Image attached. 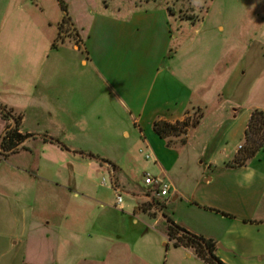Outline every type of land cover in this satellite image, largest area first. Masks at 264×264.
Segmentation results:
<instances>
[{
    "label": "rangeland",
    "instance_id": "rangeland-1",
    "mask_svg": "<svg viewBox=\"0 0 264 264\" xmlns=\"http://www.w3.org/2000/svg\"><path fill=\"white\" fill-rule=\"evenodd\" d=\"M61 1L67 5L68 14L82 25L88 24L89 17L94 13L106 12L123 16L137 4L167 8L177 36V43L173 45V53L177 52V59L176 62L171 60L168 65L175 68L181 82L189 83L193 88L201 83L207 87L203 92L198 91L193 99L194 102H199L200 95L204 94L203 107L192 108L184 120L174 122L176 128L166 139L157 135L164 148L178 154L179 162L172 175L184 178L186 181L183 186L191 188L199 169L205 167L201 161L217 153L218 149L242 148L244 141L238 143V135L232 136L230 132L241 131L246 122L248 125L253 110L264 111V0H203L198 9L193 6L192 0H0V57L7 41L12 39V43L19 47L23 45L25 35L40 36L38 44L50 43L52 48V43L57 38L56 36L54 39L56 22L66 14ZM62 35L64 42L71 40L80 46L83 41L71 17L65 22ZM32 40L33 38H28V42L36 45ZM67 43L65 46L62 43L59 45L60 49L66 51L60 54V60H64L65 64H68V58L80 54L72 49L71 42ZM56 55L58 54L51 55V63L54 65L57 64ZM61 72L51 74L49 82L55 90L61 83ZM7 73L17 79V70L9 69ZM19 82L24 84V81ZM5 83L7 82H4V87ZM197 90L195 88V92ZM83 99L80 109L87 118L84 123L85 132L81 131L72 142L85 144L86 148L94 150L107 148L105 142H112L129 150L133 161L130 164L125 160L120 171L123 181L129 187L142 186L146 172L174 184V181L156 171L153 159L145 158L144 152H152V157L157 155L142 143L140 128L133 124V117L122 102L109 100L110 105L106 111L108 115L101 114L100 119L96 114L106 106L101 102L92 105V97ZM14 100L15 98L11 99ZM51 107L58 111L57 103ZM14 113L19 114L15 110ZM233 113L235 118L230 116ZM58 118L66 120L69 117H56L52 121L49 117H35L32 112L23 128L35 132L47 129L58 133L55 131ZM186 121L187 125L184 124ZM123 125L128 126L130 138L122 133ZM2 127L3 121L0 118V130ZM188 134L191 137L186 142ZM23 155L6 159L0 155V192L3 197L0 199V211L5 213L3 216L15 209L32 211L31 236L36 239L30 241L27 248L8 249L5 242L2 243L0 264H9L15 255L24 264H144L140 259L144 253L152 256L154 264H173L175 260V264H204L196 257L182 260L183 252L176 250L173 242L165 246L163 243L168 241H160L161 234L159 235L158 230L165 229L167 232L169 225L163 215L155 230L146 231L147 227L142 222L136 224L135 216H141L137 200L132 193H121L123 202L117 204L113 176L107 168H100L98 160L88 156L74 158L57 144L44 145L43 142L35 144L31 154ZM257 157L255 162L258 168L254 169L257 178L261 180L264 175V149L258 152ZM21 158L23 161L32 159L35 165H47L51 181L35 179L30 193L18 191L15 194L14 189L18 183L29 180L25 172L15 170ZM44 158L55 161L56 165L44 161ZM90 160L97 162L98 166L95 163L88 165L86 162ZM223 168L224 164L222 167L213 166L209 172L218 173ZM142 191L149 193L152 201L161 200L153 188ZM170 192L167 198L172 195L173 188ZM169 199L164 201V211L172 219H184L191 214L192 209L185 202L173 201L172 196ZM152 201L150 205H146L152 206ZM205 217V221L209 223L208 219L213 216L208 214ZM12 226L9 217H2L1 228L9 230ZM110 239L115 244L107 256V262L97 260L104 256V248L111 243ZM124 242H130L131 248L122 244ZM94 245L101 247V250H95Z\"/></svg>",
    "mask_w": 264,
    "mask_h": 264
},
{
    "label": "crops",
    "instance_id": "crops-1",
    "mask_svg": "<svg viewBox=\"0 0 264 264\" xmlns=\"http://www.w3.org/2000/svg\"><path fill=\"white\" fill-rule=\"evenodd\" d=\"M70 17L74 26L80 31L83 41L80 42V46L71 40L62 43L65 46L69 41L72 49L80 52L77 57L74 55L68 58V64H65L64 60H60V54L66 51L60 47L53 50L50 43L39 45L40 36H34V38L25 35L23 45H19V47L14 45L11 39L7 41V45L2 50L0 102L23 114L20 133H35L36 136L27 138L20 144L16 152L9 155H4L0 147V155L6 159L31 154L35 144L39 142H43L44 145L52 143L45 140L43 135L61 139L69 147V150L62 149L74 158L87 157L82 153H96L102 159H107L115 165L112 167L107 162L97 161L100 163V168H107L112 174L113 186L120 193H132L137 200L141 216H135L134 222L136 224L142 222L147 227L146 231L155 230L162 220V215L164 216V211L146 205H150L152 198L142 189L152 187L145 183V175L142 186L133 188L123 181L120 174L124 161L128 160L130 164L133 161V155L129 150H124L112 142H105L107 148L102 150L86 148L85 144L80 145L72 142L81 131L85 132L84 123L87 118L80 109L83 98L92 97V105H98L101 102L103 106H106L96 114L100 119L102 118L101 114L108 115L106 111L110 105L108 104L109 100L116 99L128 109L136 128H140L142 143L156 153L157 157L151 158L156 171L163 177L174 181V184L169 182L171 190L173 188L172 200L185 202L189 206L188 208L192 209L191 214L184 218L185 220L181 217L176 219L177 223L198 235L214 239L217 243L216 254L226 264H264V175L261 180L256 176L251 186L240 187L237 184L243 171L249 167L258 168L255 162L258 159V154L246 165L237 169L223 168L219 171L220 173L209 172L213 166L222 167L223 164L233 159L238 150V148L229 150L226 147L218 149L217 153L215 152L208 156L207 160L201 161L205 167L199 169L195 181L189 189L183 186L186 181L184 178L172 175L179 162L178 154L164 148L158 139L160 136L154 131L155 121L170 123L182 121L192 108L203 107L205 105L204 94L200 95L201 101L199 100V102H194L193 99L198 91L203 92L207 88L204 83L193 88L189 83L181 82L175 68L168 65L171 60L176 62L177 59V52L173 53L175 47L173 45L177 36L167 8L161 5L140 6L137 4L123 16L106 12L94 13L89 17L86 25L78 23L75 17ZM60 21L56 22L57 30L54 39L59 31L58 23ZM48 23L51 26V21ZM28 38H33L32 43L36 42V45L31 44V41L28 42ZM17 42L20 41L17 40ZM52 54H58L56 55V65L51 63ZM66 55L68 56V54ZM62 65L64 66L62 67ZM9 69L18 71L17 79L7 73ZM58 71H62L60 73L61 83L59 82L55 90L49 81L51 74L58 73ZM19 81H24V84ZM4 82L9 84L5 83L4 87ZM195 88H198L196 92ZM12 98L15 100L11 101ZM56 103L57 112L53 109L54 106L51 107ZM31 109L33 110L31 111ZM32 112L35 117H49L52 121L56 117L69 118L66 120L56 119L55 131L58 133L47 129L35 132L23 128ZM230 116L235 118L234 113ZM76 117L78 118L75 119ZM0 118L3 121V127L0 130L1 140L4 130L11 120ZM246 128L247 122L241 131L230 132L232 136L238 135L240 144L245 139ZM122 133L128 138L131 136L128 126L123 125ZM190 137L191 135L188 134L186 142ZM45 160L56 165L55 161L44 158ZM97 162L90 160L86 163L88 165L95 163L98 166ZM19 163L15 170L25 172L29 180L27 179L25 182L22 180V184L18 183L14 189L15 194L18 191L30 193L35 179L51 181L49 179L51 174H47L48 166L43 165L44 163L35 165L34 160L23 161V158ZM57 165L59 164L57 163ZM1 196L0 192V199H3ZM15 197L18 202L17 195ZM169 198H161V200L167 202L170 200ZM4 214L0 211V247L5 242L8 249L27 248L29 242L36 239L31 236L33 235V229L30 227L33 212L15 209L3 216ZM208 214L213 216L210 220L208 219L209 223L205 221V216ZM2 217L11 219L12 228L9 230L1 228ZM158 233L161 234V242L168 241L163 243L165 246L173 242L169 239L165 229L158 230ZM110 241L109 245L103 247L104 256L97 260L107 262V256L115 244L114 240L110 239ZM122 244L131 248L130 242ZM98 248L101 250V247L94 245L95 250ZM175 249L183 252L181 253L182 260L196 257L200 262L207 264L189 248L175 246ZM140 259L144 264H154L152 256L147 253L142 254ZM173 262L175 264L176 260ZM9 264H24V261H18L15 255Z\"/></svg>",
    "mask_w": 264,
    "mask_h": 264
},
{
    "label": "trees",
    "instance_id": "trees-1",
    "mask_svg": "<svg viewBox=\"0 0 264 264\" xmlns=\"http://www.w3.org/2000/svg\"><path fill=\"white\" fill-rule=\"evenodd\" d=\"M62 9L66 12L65 16L59 22V31L57 38L52 43V48L57 49L61 43L64 42L62 33L65 30V22L70 19V15L67 12V5L61 1ZM60 42V43H59ZM0 114L5 120H11L3 132L0 140L1 150L4 155H9L16 152L20 144L27 138L36 136L35 133H27L23 135L19 132L23 114H15L12 107H8L6 104L0 102ZM181 121H177L179 123ZM187 125V121L184 122ZM176 128L173 123L166 121H155L154 131L163 139L170 134V132ZM43 138L47 141L57 144L63 149L69 150V147L59 138L49 135H43ZM17 140V141H15ZM264 149V111L255 109L252 111L249 119L246 131L244 145L238 150L235 157L224 164L225 168H238L246 165L252 158H254L259 151ZM92 159L99 162H107L112 167L115 165L107 159H102L99 155L93 153H82ZM116 188V187H115ZM157 190V189H153ZM152 206L158 210L166 208V203L159 199L152 201ZM164 217L168 220V236L173 241L175 246H184L191 249L200 259L207 264H226L216 254L217 243L212 238H206L205 236L198 235L185 227L178 224L172 217L168 216L164 211Z\"/></svg>",
    "mask_w": 264,
    "mask_h": 264
},
{
    "label": "built area",
    "instance_id": "built-area-1",
    "mask_svg": "<svg viewBox=\"0 0 264 264\" xmlns=\"http://www.w3.org/2000/svg\"><path fill=\"white\" fill-rule=\"evenodd\" d=\"M141 152H144V150H141ZM144 156L146 159H151L152 158V153L151 152H144ZM145 183L147 185H150L153 189H157L155 190L157 193V196L163 198L166 197L167 195H169L171 192V185L167 182H165L162 178L157 177L152 175L151 173H146L145 174ZM116 189V193H117V204H120L123 202V196L120 193V191Z\"/></svg>",
    "mask_w": 264,
    "mask_h": 264
},
{
    "label": "clouds",
    "instance_id": "clouds-1",
    "mask_svg": "<svg viewBox=\"0 0 264 264\" xmlns=\"http://www.w3.org/2000/svg\"><path fill=\"white\" fill-rule=\"evenodd\" d=\"M193 6L197 9L200 5L203 4V0H192ZM257 176V172L253 168H247L242 172L241 178L237 180V184L240 187L251 186V184L255 181Z\"/></svg>",
    "mask_w": 264,
    "mask_h": 264
}]
</instances>
